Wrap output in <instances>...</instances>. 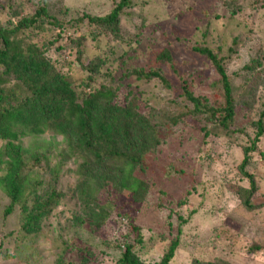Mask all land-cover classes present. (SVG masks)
Listing matches in <instances>:
<instances>
[{"label": "rangeland", "instance_id": "374dc122", "mask_svg": "<svg viewBox=\"0 0 264 264\" xmlns=\"http://www.w3.org/2000/svg\"><path fill=\"white\" fill-rule=\"evenodd\" d=\"M118 1L48 0V9L68 21L82 12L107 15ZM30 12L26 0H0V25ZM120 21V36L104 37L102 43H109L118 54L129 48L132 52L124 60L117 59L109 71L139 98L140 110L151 124L156 127L155 115H161L162 109L173 114L184 112L187 103L177 94L179 76L188 80L194 93L207 98L211 106H224L223 94L211 86L218 79L212 64L196 51L207 48L224 58L231 80L237 111L231 134L215 136L218 121L211 117L208 120V115H186L184 121L172 126L170 136L158 129L159 138L169 137L149 151L144 169L137 175L149 186L147 199L136 204L117 191L113 197L108 196L109 200L115 199L110 218L100 227L86 222L77 233L75 226L66 224L69 211L81 209L74 193L77 164L72 160L57 179L44 176L45 191L53 187L66 196L51 217L41 221L39 234L21 236L19 211L4 217L8 200L0 188V264H116L127 244L135 245L134 254L139 260L157 264L176 237L180 246L169 264H264V252L248 251L252 246L264 249V136L245 168L253 177V189L239 169L242 150L253 141L256 122L264 112V1L133 0V7ZM49 26L44 25L42 31L28 29L26 40L38 45L52 41L54 33ZM90 31L86 24L73 22L65 34L71 38L73 32H79L88 37L85 48L91 55L98 49L90 40ZM122 39L131 42L126 45ZM166 50L173 58L176 73L158 57ZM69 61H74L73 56L68 58L63 73L78 92H83L78 65ZM129 66L165 71L175 93L163 89L158 81H136ZM88 92L86 88L84 93ZM169 101L178 103L173 106ZM21 142L26 151L25 163L33 169L43 168L42 154L51 152L48 163L52 170L59 159L56 154L65 149L63 138L49 131ZM35 155L39 161L29 166L30 157ZM242 196L249 199L253 209L244 207ZM106 199L101 197L99 204L103 206ZM191 211L196 213L187 219ZM124 213L128 219L120 217ZM97 214L93 222L99 219ZM182 219H187L185 225ZM135 226L140 228L139 233L133 230Z\"/></svg>", "mask_w": 264, "mask_h": 264}, {"label": "trees", "instance_id": "16d2710c", "mask_svg": "<svg viewBox=\"0 0 264 264\" xmlns=\"http://www.w3.org/2000/svg\"><path fill=\"white\" fill-rule=\"evenodd\" d=\"M27 4L31 5L29 14L0 25V188L8 200L4 217L19 211V232L22 237L39 234L41 221L51 217L65 198V194L53 187L47 191L43 189L46 183L44 176L48 174L50 179H57L69 160L77 164L75 174L78 182L74 193L77 194L81 209L69 211L66 224L75 226L77 230L74 233H77L86 222L100 227L110 218L115 209V199L109 200L108 196L113 197L117 191L136 204L147 199L149 186L137 176L144 169L143 161L150 150L166 141L173 132L172 126L184 121L186 115H208V120L211 117L218 121L216 132L213 133L215 136L231 134L230 129L237 114L233 105V88L223 64L224 58L218 57L213 51L196 49L212 64L218 79L211 86L223 94L224 106H211L207 98L194 93L188 80L179 76L181 82L177 94L187 103L184 112L173 114L162 109L161 115H155L156 127L146 117L147 114L140 110L139 98L110 73L109 67L117 63V59H126L132 50L129 48L118 54L109 43H102L101 39H116L117 35L120 36V20L125 11L133 7V0H119L110 13L104 16H91L82 12L76 19L68 21L51 14L48 0H26ZM73 22L91 27L88 35L95 43L97 52L90 55L89 50L86 51L88 37L79 32H73L71 38L66 37L68 26ZM44 25H51L49 27L54 33L52 41L38 45L26 40L25 32L28 29L42 31ZM121 41L126 45L131 42L127 39ZM71 56L74 61L69 62L77 64L81 72L79 81L82 82L83 92H78L63 73ZM158 57L171 66L172 73H176L169 51L162 52ZM128 70L136 81H158L163 89L175 93L174 86L163 70L145 71L134 66H129ZM97 78L101 80L97 82ZM254 85L256 87L258 83ZM86 88L88 93H84ZM247 89H250V85ZM170 103L175 106L178 102ZM217 113L219 115L216 118ZM160 128L169 136L162 135L159 138L157 133ZM255 128L253 141L242 150L243 159L239 166L252 189L254 180L245 172V168L257 143L264 136V112H261ZM46 131L62 137L65 149L56 154L59 159L52 170L48 163L51 152L42 154L43 168H28L24 158L26 151L21 141ZM38 158V155L31 156L29 166ZM103 196L107 199L101 206L99 203ZM242 199L247 210L253 209L249 199L243 196ZM95 212L99 219L93 222ZM195 213L191 211L187 219ZM127 215L124 213L120 217L128 219ZM187 219H182L181 224L185 225ZM132 228L140 232L139 227ZM140 241L138 238L137 243L141 244ZM179 246L180 241L176 237L157 264H169ZM134 250L135 245L127 244L116 264H145L134 254ZM71 251L75 253L74 249ZM248 251L262 253L264 249L252 246Z\"/></svg>", "mask_w": 264, "mask_h": 264}]
</instances>
